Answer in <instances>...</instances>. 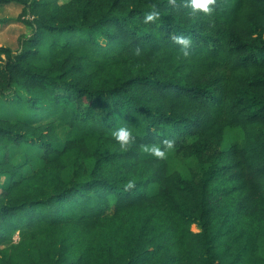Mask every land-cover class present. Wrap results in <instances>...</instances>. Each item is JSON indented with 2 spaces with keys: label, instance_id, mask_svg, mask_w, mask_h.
I'll use <instances>...</instances> for the list:
<instances>
[{
  "label": "trees",
  "instance_id": "1",
  "mask_svg": "<svg viewBox=\"0 0 264 264\" xmlns=\"http://www.w3.org/2000/svg\"><path fill=\"white\" fill-rule=\"evenodd\" d=\"M10 2L33 33L0 46V96L51 119L0 117L3 148L41 155L0 161V264H264V0Z\"/></svg>",
  "mask_w": 264,
  "mask_h": 264
},
{
  "label": "rangeland",
  "instance_id": "2",
  "mask_svg": "<svg viewBox=\"0 0 264 264\" xmlns=\"http://www.w3.org/2000/svg\"><path fill=\"white\" fill-rule=\"evenodd\" d=\"M68 0H60L66 2ZM25 6L19 2H10L0 4V46H6L13 50L14 53L20 52L23 47V40L32 35L33 30L25 22V18H30L29 13L24 12ZM1 66V61H0ZM0 96L2 105H0V117L5 114L10 115L14 120L20 118H32L36 123L45 122L51 119L47 113H42L32 109L28 101V94L24 90H16L13 95L7 94ZM12 102H9V101ZM7 103L5 104V102ZM58 132L63 139L65 127L59 126ZM40 149L33 145H25L20 147H12L10 150L3 148L0 143V161L10 160L15 165H25L21 172L29 174L41 164ZM70 172L66 173L68 177ZM9 176L0 172V191L1 187L8 184ZM195 231H201V227L195 223L193 224ZM15 239H19L18 233L15 234Z\"/></svg>",
  "mask_w": 264,
  "mask_h": 264
},
{
  "label": "clouds",
  "instance_id": "3",
  "mask_svg": "<svg viewBox=\"0 0 264 264\" xmlns=\"http://www.w3.org/2000/svg\"><path fill=\"white\" fill-rule=\"evenodd\" d=\"M169 4L175 5L176 0H168ZM216 0H185V7L191 9L193 15L197 13L209 14L214 10ZM160 18V12L157 10V5H152L151 9L144 15L143 22L148 24L149 22H155ZM175 42L181 46L183 55L187 57L190 54V48L192 45L191 37L177 36ZM116 141L119 142L120 148L126 150L127 147L133 142L134 137L129 129L121 127L112 133ZM163 147L160 145H146L144 151L151 153L153 156L164 159L168 150H172L174 147L173 140L162 141ZM129 187L132 186V182H129Z\"/></svg>",
  "mask_w": 264,
  "mask_h": 264
}]
</instances>
